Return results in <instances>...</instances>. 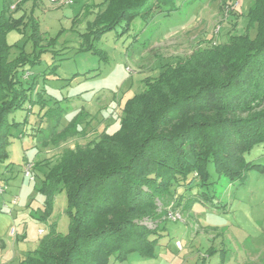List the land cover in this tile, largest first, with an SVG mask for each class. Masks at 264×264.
<instances>
[{"label":"trees","instance_id":"obj_1","mask_svg":"<svg viewBox=\"0 0 264 264\" xmlns=\"http://www.w3.org/2000/svg\"><path fill=\"white\" fill-rule=\"evenodd\" d=\"M176 1L106 0L105 9L80 34L78 53L106 61L107 54L96 45L104 35L120 26L123 34L128 32L155 9L174 11ZM10 6L11 0H5L0 11V166L10 158L13 129L28 125L36 107L52 133L70 111L61 105L52 109L54 98L38 92L36 80L26 81L45 55H60L55 47L62 32L43 45L38 20L32 15L14 18ZM245 19L244 34L195 51L165 65L157 77L145 78L143 90L126 101L118 132L64 149L47 167L38 188L45 197L43 216L53 214V198L64 191L69 233L52 226L21 264H111L125 263L133 254L153 257L163 237L160 225L178 190L190 196L188 209L196 204L219 208L215 194L194 191L210 190L222 177L242 186L249 172L264 174V165L247 160L256 147L264 150V0H254ZM13 30L30 31L32 53H12L18 48L7 42ZM20 110L27 111L24 121H11ZM82 122L80 112L55 135L58 143L70 130L78 134ZM211 167L216 181L211 180Z\"/></svg>","mask_w":264,"mask_h":264},{"label":"rangeland","instance_id":"obj_2","mask_svg":"<svg viewBox=\"0 0 264 264\" xmlns=\"http://www.w3.org/2000/svg\"><path fill=\"white\" fill-rule=\"evenodd\" d=\"M47 1L37 8L35 16L44 33L43 45L62 32L55 47L60 55L56 59L50 53L45 55L26 81L36 80L38 92L46 93L48 100L54 98L52 109L61 105L70 111L56 133L48 129L47 118L38 115V107L30 115L28 125L12 131L7 147L10 158L0 166V173L9 178L8 183L0 181L8 190L0 194V264L10 261L15 251L36 250L52 226L59 233H69L65 192L54 196L53 214L49 218L43 216L45 197L38 192L47 167L59 160L64 149L97 141L104 133L118 132L124 105L143 90L145 78L157 77L168 63L244 34L245 18L254 4V0H177L174 11L155 9L147 20L138 18L128 32L123 34L124 27L120 26L104 35L96 45L107 54L105 61L90 53H78V49L82 43L80 34L94 20L91 14L103 11L106 0L102 3L104 7L99 8L98 4L86 10L80 0L59 9H51ZM4 2L0 0V11ZM90 9L97 11L88 13ZM29 35V30L25 33L13 30L8 34L7 42L18 47L12 53L22 49L32 53ZM256 35V28L251 29L250 37L255 39ZM80 112L83 122L78 126V134L70 130L58 143L55 135ZM26 113L20 110L10 120L22 123ZM247 160L263 166L264 150L256 147ZM28 163L35 165L34 180L25 178L24 167ZM210 171L211 180L216 181L218 176L212 167ZM245 184L230 183L222 177L210 190L194 191L215 194V205L219 208L196 204L188 209L185 203L190 196L183 189L178 190L176 200L166 209L165 223L160 225L163 237L154 256L133 254L125 263L112 260L111 264H264V174L257 170L249 172ZM15 198L19 201L16 204ZM170 213L180 220H171ZM145 224L156 227L149 221ZM39 228L46 233L38 234ZM178 241L181 247L176 245Z\"/></svg>","mask_w":264,"mask_h":264},{"label":"crops","instance_id":"obj_3","mask_svg":"<svg viewBox=\"0 0 264 264\" xmlns=\"http://www.w3.org/2000/svg\"><path fill=\"white\" fill-rule=\"evenodd\" d=\"M5 1V0H4ZM44 1L45 0H26L25 2H23L21 5H20V7L17 9V11L13 14V16H14V18H19V17H21V16H29V15H32L34 18H36V16H35V12H36V10H37V8H40L41 6H43L44 5ZM80 1H82L83 3H84V7H83V10L85 9H87L88 7H90V6H92V5H98L99 4V8H101V7H104V6H102V3L105 1V0H80ZM12 2H14V0H11V4H12ZM47 2H49V1H47ZM5 3V2H4ZM104 4V3H103ZM49 5H50V8L51 9H59L60 7H57V6H54V5H52L50 2H49ZM64 7V6H63ZM99 10V9H98ZM95 11H97V10H93V9H90V11L88 12V13H90V12H95ZM98 13V12H97ZM97 13H96V15H97ZM16 15H18V17H16ZM92 16H93V18L92 19H95L94 17H96V15H93V14H91ZM37 19V18H36ZM76 20V19H75ZM94 20H92V22H93ZM74 23H76V22H74ZM40 29H41V26H40ZM41 32L43 33V31H42V29H41ZM44 34V33H43ZM82 44V43H81ZM253 172V171H252ZM251 173V172H250ZM8 179L9 178H7L6 179V176L5 175H2L1 173H0V181H2V182H4V183H8ZM4 185H6V184H4ZM246 184H244L243 186H245ZM8 191V190H7ZM4 203H8V201H6V200H4L3 201ZM19 202V201H18ZM39 222L40 223H43L41 220H39ZM46 225H47V222L45 223ZM41 228H39L38 229V234H39V230H40ZM18 241H19V239L17 238L16 239V243H18ZM181 250V249H180ZM29 252H31V251H29ZM29 252H22V251H15L14 253H13V257H12V259L10 260V261H8L6 264H20L24 259H25V257H26V255H27V253H29ZM10 254L11 253H9V257H10ZM3 264H5V263H3Z\"/></svg>","mask_w":264,"mask_h":264},{"label":"built area","instance_id":"obj_4","mask_svg":"<svg viewBox=\"0 0 264 264\" xmlns=\"http://www.w3.org/2000/svg\"><path fill=\"white\" fill-rule=\"evenodd\" d=\"M25 0H14V2H12L11 6H10V11H13V12H16L17 9H18V6L20 4H22ZM52 5L54 6H57V7H63V6H71L73 5L76 0H48ZM33 168H34V164L33 163H28L25 165L24 167V175H25V178L27 179H31V180H34V176H33ZM7 192V185H0V194H4ZM18 202V199L15 198L14 199V204H16ZM2 211V209H0V212ZM169 218L173 221H178L180 220L178 218L177 215H173L172 213H170L169 215ZM46 232L44 229H40L39 230V234L40 235H44ZM176 245L178 247H181V243L178 241L176 243Z\"/></svg>","mask_w":264,"mask_h":264}]
</instances>
